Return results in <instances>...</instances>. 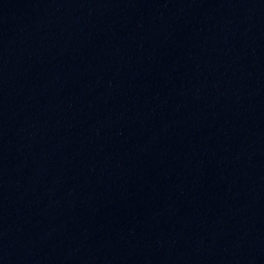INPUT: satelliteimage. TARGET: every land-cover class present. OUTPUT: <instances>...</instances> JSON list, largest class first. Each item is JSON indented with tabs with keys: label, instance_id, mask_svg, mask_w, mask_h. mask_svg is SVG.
Wrapping results in <instances>:
<instances>
[{
	"label": "water",
	"instance_id": "1",
	"mask_svg": "<svg viewBox=\"0 0 264 264\" xmlns=\"http://www.w3.org/2000/svg\"><path fill=\"white\" fill-rule=\"evenodd\" d=\"M0 264H264V0H0Z\"/></svg>",
	"mask_w": 264,
	"mask_h": 264
}]
</instances>
